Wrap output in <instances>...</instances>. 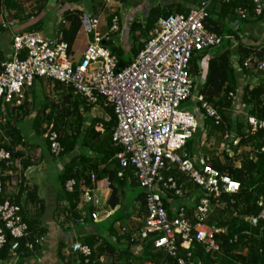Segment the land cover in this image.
<instances>
[{"label":"built area","instance_id":"1","mask_svg":"<svg viewBox=\"0 0 264 264\" xmlns=\"http://www.w3.org/2000/svg\"><path fill=\"white\" fill-rule=\"evenodd\" d=\"M113 1L118 0H102L104 6ZM235 1L201 0L187 13L158 17L144 47L122 70H116L117 60L104 45L107 37L121 32L120 20L115 16L108 31L100 34L99 16L80 10L87 42L78 61L68 54L63 41L60 28L65 23L63 17L57 22L53 40L34 31L20 33L16 20L0 19V27L9 33L10 40V53L0 62L1 111L5 106L21 107L37 79L72 88L87 105L95 106L98 99L109 105L114 118L111 142L120 149L115 155L119 166L117 177L122 178L129 171L145 195L146 216L141 226L128 235L127 242L141 247L145 241H151L154 250L163 252L175 264H202L187 261L191 258L189 250L193 242L201 245L204 253H219L215 235L224 229L207 221L214 209L221 206V195H235L240 190L239 182L211 165L212 160L225 163L226 159L240 155L241 138L233 130L227 129L220 136L219 146L210 156L201 152L192 154L186 149L190 141L194 149L203 146L207 149L205 121L210 120L214 125L222 123L218 111L199 94L198 88L204 80L200 72L191 74L190 61L193 55L206 54L223 42V37L205 28L209 5ZM252 3L251 21L264 12V0H252ZM235 12L241 21L248 20L244 9ZM85 20L87 29L83 25ZM237 26L234 23V29ZM234 67L239 70L236 63ZM243 67L257 75L263 74L264 55L260 59L246 58ZM239 98V90L228 95L232 115L242 116L249 135L264 134V119L249 115ZM189 100L196 104L193 111L181 108ZM48 141L50 153L58 158L62 153L58 135L50 133ZM247 153L254 161L257 154L264 156V146ZM8 160L9 152L0 147V161ZM173 172L184 179L179 182L171 176ZM95 181L92 173L91 185H81L80 202L99 207L100 201L94 195ZM74 186L75 182L70 180L64 189L71 193ZM256 205L260 209L257 219L264 221V194L258 197ZM90 218L98 220V213L93 211ZM0 221L3 230L15 240L27 233V226L19 217V207L9 200L0 204ZM4 244L5 236L0 229V248ZM28 249L32 250V246L28 245ZM78 250L85 258L90 256L87 246H79Z\"/></svg>","mask_w":264,"mask_h":264},{"label":"trees","instance_id":"2","mask_svg":"<svg viewBox=\"0 0 264 264\" xmlns=\"http://www.w3.org/2000/svg\"><path fill=\"white\" fill-rule=\"evenodd\" d=\"M47 1L36 0L38 4L37 8L42 7V4ZM66 1L70 5H81L84 9L88 7L90 11H94L95 8V0ZM189 1H192V6L195 7L201 0ZM18 7L17 0H0V10L14 11ZM238 8L246 11L248 20L241 21L242 19L235 12ZM189 9L191 8H186L179 3L164 9L158 7L152 8L147 11L142 22L134 21L128 25L123 39L113 38L114 35L107 37L104 45L117 60L116 70H122L132 63L133 59L144 47L148 33L153 28L158 17L187 13ZM252 10V0H236L230 4L213 2L209 5V17L205 21V28L207 31L223 37V40L225 39L226 41L219 52L211 54L207 62L204 83L198 88V92L205 101L214 106L222 118L220 125H214L210 120L205 121V140L209 141L211 135L214 133H218L220 137L227 129H231L235 135L241 138L239 146L249 145L253 150L264 146V134L257 132L254 135H249L242 116L232 115L230 111L232 101L228 99L230 93L239 90V101L246 112L258 119H264V81H260L255 86L249 83L247 85L241 83V80L248 79L251 75H257L252 70L243 67L244 60L250 57L260 59L264 55V48L255 50L243 46L242 40L238 35L240 32V29H238L240 23L256 22L262 18L264 19L263 12L261 17L251 21ZM214 13L217 14V18L213 17ZM82 15L83 11L77 9L73 11L66 10L63 13L65 23L60 28L63 32V41L67 44L69 55L74 54L72 47L76 41L77 34L82 28ZM113 17L114 15H111L107 18L108 26H110ZM115 17L120 20L118 14ZM236 22L238 26L234 29L233 25ZM0 31L3 32L4 30L0 27ZM135 33H137V36H134ZM204 54L199 56L193 55L191 58L190 72L193 76L199 73L197 62ZM233 54L238 56L236 64L239 66V70H236L234 64L231 62ZM0 60H4V58H0ZM41 80L43 79H37L30 90L35 93ZM50 82L53 83V88L56 91L62 90V92H65L62 103L61 105H55L53 103L54 99L52 100L51 98L50 101L46 99V103L51 102V104H47L44 107V109L47 106L50 107V109H47L48 113L43 112V109L36 114L31 120V127L37 137H42L44 148L47 151H50L48 141L50 133L54 132L58 135V142L62 148V153L58 158L68 156L76 149L81 150L79 154L74 155L68 163L64 164L63 171L58 176L62 191L61 197L66 199L71 209L74 210L80 200L81 185H91L90 174L93 173L96 180L107 178L110 188L107 203L111 208L120 206L116 212L117 214L114 215L116 218H112L114 223L120 220L126 212L125 209L129 208L125 206L129 194L126 195L124 189L140 188L129 171H126L122 178L117 177L119 166L115 155L120 149L111 142V134L114 126L112 109L109 105H105L103 100L98 99L95 106L103 108L109 120L94 119L92 121L90 120L88 126H85L84 122L86 118L82 116V112H87L93 106L87 105L85 99L73 91L72 88L65 87L56 81ZM26 104L25 101L19 108L5 106L4 111L0 109V119L4 120L3 124L0 121V147L10 154V160L7 162L0 161V181L3 186L5 182L12 179L11 175L8 176L4 173L7 171L16 172V160L23 158L21 162L23 170H26L29 166V159L24 160L25 152L16 151L17 147L26 146L27 141H25L20 127L12 123L10 119L12 113L16 114L18 118L21 117L19 113L26 107ZM27 114L28 112L24 113L25 116ZM69 118H72L74 121H68ZM97 124L103 128L102 134L96 132L94 129ZM43 125H45V129H42ZM200 135V133H197V137H200ZM97 141L100 144L95 147V142ZM186 149L192 154L195 153L192 141L187 143ZM89 152H92L93 156L88 155ZM211 165L222 173H227L233 180L239 182L240 190L235 195H221V206L214 209L213 214L207 221V224L215 223L216 227L224 229L222 233L215 235V240L219 246V253H204L201 245L193 242L189 250L191 258L187 261H199L202 264H264V221L257 219L260 209L256 205L258 197L264 194V156L257 154L256 160L253 161L249 159L248 153L242 154L239 167H236L231 159H226L225 163L222 160H213ZM99 166H102V169H99ZM171 176L179 182L184 179L183 175L175 172ZM17 177L19 181L17 183L18 192L14 196L0 195V204L5 200H9L11 204L19 207V217L26 224L27 233L23 238L15 240L3 230L4 226L0 221V229L5 236V244L0 248V257L2 259H5L11 251H20L21 249H25V247L27 249L28 246L26 243L34 246L38 243V239L36 238L42 232L38 229L37 217H26L20 208V199L23 195L27 201L35 204L39 203L36 197V190L34 188L29 189L25 185V180L21 176ZM70 180L75 182V186L73 192L67 193L64 185ZM140 190L133 200L139 203L140 212L144 213L145 218V195L142 189ZM109 229L111 230V227ZM122 230L121 237L116 236L114 230L110 231L112 232L110 237H116L114 243L111 241H102L98 244L99 239L97 237H87L81 241V246H87L91 250L90 256L84 257L86 260L85 264H91L93 258L105 252L110 255H114L116 252L118 253V243H120L122 238L127 241V237L130 234L127 231L123 233ZM131 247L132 245L123 247L121 249L122 252L119 254L124 257L132 256ZM219 255L221 257L220 260L217 259ZM137 258V264H175V260L161 251L154 250L151 241H145L141 245V252Z\"/></svg>","mask_w":264,"mask_h":264},{"label":"crops","instance_id":"3","mask_svg":"<svg viewBox=\"0 0 264 264\" xmlns=\"http://www.w3.org/2000/svg\"><path fill=\"white\" fill-rule=\"evenodd\" d=\"M99 1L102 2V0ZM17 2L19 5L17 10L13 11L1 9L0 19L2 18L5 21L16 20L18 23V32L24 33L34 31L49 40L54 39L57 22L61 17H63L64 11H73L75 9L79 11L82 10L81 5H70L66 0H48L42 4V7L40 8H37L38 4L36 0H17ZM123 3H125V8L122 9L115 1L107 4V6H104L105 8H114L110 11L111 15H117L114 11L120 13L119 28H121L120 26L123 21L138 22V20H136L137 13L138 15H143V20L147 11L152 8L158 7L160 9H164L176 3H179L186 8L194 7L192 6L193 2L189 0H124ZM213 15L212 16L214 18H217L216 13ZM122 16H125L124 20H122ZM107 18L106 20L104 18V27L107 28L108 31L111 24L108 26ZM138 18H140V16ZM248 23L249 22L242 23V30L238 33L239 38L242 40V45L255 50H261L264 48V22L261 24V28H250V24ZM240 24L238 29H241ZM122 32L123 28H121V32L115 34L113 38H123ZM80 33L81 30L77 34L76 41L72 47L73 53ZM2 34L7 36L5 31H0V40L2 38ZM84 35V40L79 45V58L74 61H78L80 59L85 48L87 36L86 34ZM5 44L6 43L4 42V45ZM5 56V48L0 47V58L3 59ZM237 58L238 56L233 54L231 62L233 64L236 63L238 61ZM1 61L2 60H0V62ZM204 66V75H206L207 63ZM201 77L203 80L205 79V76L203 77L202 74ZM54 98L56 99V97ZM82 114V116L86 118V121L84 122L85 126L89 125L90 120H109L108 115L105 114L103 108L99 106H93L87 112H82ZM94 129L100 134L103 132L101 125L97 124ZM209 141H206V144L209 145L207 149L203 146L202 148L199 147L198 149H194V151L210 156L217 150L218 147L210 149ZM99 144L100 142H95V147L99 146ZM250 149L252 148L249 145L240 146V155L232 159L236 167L240 166L242 154L247 153ZM16 151L25 152L24 160L29 159V166L26 170H23L21 167L23 158H20L15 161L16 172L13 173L12 171H7L4 173L8 176L11 175L12 179H9L4 183L3 195L14 196L18 192L17 183L19 181L16 176H21L22 179L25 180V185L29 189L34 188L36 190V197L39 203L35 204L27 201L26 197L23 195L20 199V208L21 212L26 217H37L36 220L39 224L38 229L42 232L36 238L38 239V243L32 246V250H29L28 248L26 249L25 247V249H21L20 251H11L5 259L0 257V264H85L86 260L80 251H69L70 247L74 245L81 246V241L87 237H97L99 239L98 244L102 241H111L114 243L116 237H110L112 233L110 231L114 230L116 233L115 235L121 237V229H125L127 233H132L142 224L144 220V213L140 212L139 203L134 201L132 204L133 207L125 209L126 212L123 214V217L113 223L112 218H116L114 215L117 214L116 212L119 210L120 206L111 208L107 203L110 194L109 182L107 178L96 180L94 183V195L100 201L99 207L84 204L79 200L76 208L72 210L68 201L61 197L62 191L59 185L58 176L63 171L64 164L68 163L70 158L76 155V152L79 154L81 151L80 149L74 150L73 153L68 156H64L63 158H55L50 151H47L44 147L31 150V156H29L30 152L25 151L21 146L17 147ZM88 155L93 156L92 152H89ZM53 167L55 170L53 171L55 177L49 179L46 176V172L47 170L53 169ZM99 169H102V166H99ZM129 191L130 189H124V193L126 195L130 194ZM93 211L98 213V220H92L90 218V214ZM110 227L111 230L109 229ZM26 245L28 246L29 244L26 243ZM129 245L130 244L122 238L120 243H118V253L116 252L114 255H110L105 252L100 256L93 258L91 260V264H137V257L141 252V247L133 245L131 247L132 256L124 257L119 254L122 252L121 249L123 247Z\"/></svg>","mask_w":264,"mask_h":264},{"label":"rangeland","instance_id":"4","mask_svg":"<svg viewBox=\"0 0 264 264\" xmlns=\"http://www.w3.org/2000/svg\"><path fill=\"white\" fill-rule=\"evenodd\" d=\"M118 3V5H120L121 9L122 8H125V3H123L124 1L122 0H118V1H115ZM123 4V5H122ZM94 5H95V8H94V11H90L89 8L87 7V9H84L86 10L87 12L91 13L93 12V15L95 17L99 16V26L97 28V31L100 33V34H103L105 31H107V28L104 27V18L106 20L107 17H109L111 15V10L114 9L113 7L111 8H105L103 3L99 0H95L94 2ZM83 9V7H82ZM120 12V11H119ZM141 12V11H139ZM114 13L116 14H120L116 11H114ZM143 13V11H142ZM124 15V14H123ZM140 16V18H138ZM142 17L143 15L140 14L138 15L137 13V17H136V20H138V22H142ZM125 19V16H122V20ZM264 19L262 18L261 20L259 21H256V22H249L248 24L250 28H261V24L263 23ZM132 23L131 21H123L122 22V25L120 26L121 28H123V38L125 36V33H126V30H127V27L128 25ZM241 26V29L242 30V23L240 24ZM5 33H8V32H5ZM9 34V33H8ZM5 36L4 34H2V38L0 40V47H4L5 48V52L6 54H9L10 53V40H9V36ZM84 30L81 28V33H80V36H79V39L77 40V43H76V46L74 48V60H77L79 57H78V53L80 50L79 49V45L83 42V36L84 35ZM134 36H137V33L134 34ZM121 38V39H123ZM225 39L223 40L222 42V47H215L214 49H212L210 52L206 53L204 56H201V58L199 59V64H200V72L202 74V76L204 77V68L207 63V60L208 58L211 56V54H214V53H217L219 52L223 46L225 45ZM4 42L6 43L4 45ZM117 44V42H116ZM204 66V68H203ZM260 81H264V73L263 74H259V75H251L248 77V79H244V80H241V83L243 85H247L248 83L251 84L252 86H255L256 84L258 85L260 83ZM198 84H199V80H198ZM201 85V83H200ZM62 91V90H61ZM61 91H56L54 88H53V83H51L50 81H47V80H41L40 82V85L38 87L37 90H35V93L30 90L28 92V97H27V101H26V107L21 110V113H19V116L21 115V117L18 118V116H16V114L12 113L10 116V119L12 120V123H15L18 127H20V129L22 130L23 132V136L25 138V141H27V145L26 146H23L22 148L27 151V152H30L29 153V156H31V150H34V149H37L39 147H44V142H43V139L42 137H37L34 133V130L33 128L31 127V120L35 117L36 114H38L39 112H41L44 107H46L47 104H51V102H47L46 103V99L48 101H50V99L52 98V100L54 99V104L55 105H61L62 103V100H63V97H64V94L65 92H61ZM56 97V99L54 98ZM196 107V104L194 102H192L191 100L189 101H186L182 104V109H186L188 111H193L194 108ZM47 109H50L49 106H47V108H45L43 110V112L45 111V113H48V110ZM25 112H28V114L25 116L24 113ZM33 117V118H32ZM21 120V121H19ZM68 121H74L72 118H69ZM3 124V123H2ZM42 129H45V125L42 126ZM210 149L214 148V147H218V144L220 142V138L218 136V133H214L211 135L210 137ZM78 152H76L77 154ZM48 165V164H47ZM54 167L53 169H50V170H47L46 172V176L49 178V179H52L55 177L54 175ZM141 190L140 189H130V194L128 195V199L126 201V204L125 206L129 207V208H132V204H133V199L135 197V195H137ZM220 255L217 257L218 260H220Z\"/></svg>","mask_w":264,"mask_h":264},{"label":"water","instance_id":"5","mask_svg":"<svg viewBox=\"0 0 264 264\" xmlns=\"http://www.w3.org/2000/svg\"><path fill=\"white\" fill-rule=\"evenodd\" d=\"M83 25L85 26V28L87 29L88 28V23H87V20H85L84 22H83ZM78 248H79V245H74V246H72V247H70L69 248V251H78Z\"/></svg>","mask_w":264,"mask_h":264}]
</instances>
